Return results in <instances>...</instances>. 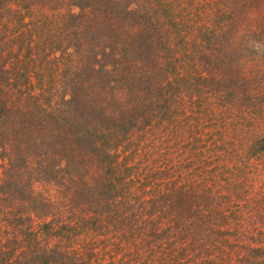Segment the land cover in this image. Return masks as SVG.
Returning a JSON list of instances; mask_svg holds the SVG:
<instances>
[{
	"label": "trees",
	"instance_id": "obj_1",
	"mask_svg": "<svg viewBox=\"0 0 264 264\" xmlns=\"http://www.w3.org/2000/svg\"><path fill=\"white\" fill-rule=\"evenodd\" d=\"M0 168V264H264V0H0Z\"/></svg>",
	"mask_w": 264,
	"mask_h": 264
},
{
	"label": "rangeland",
	"instance_id": "obj_2",
	"mask_svg": "<svg viewBox=\"0 0 264 264\" xmlns=\"http://www.w3.org/2000/svg\"><path fill=\"white\" fill-rule=\"evenodd\" d=\"M254 167V166H253ZM0 170H1V168H0ZM254 174V173H253ZM249 178H250V175L247 177V179L249 180Z\"/></svg>",
	"mask_w": 264,
	"mask_h": 264
}]
</instances>
